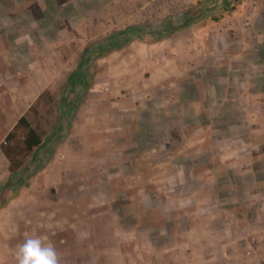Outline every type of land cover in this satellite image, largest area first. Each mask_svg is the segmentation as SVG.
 Wrapping results in <instances>:
<instances>
[{
	"label": "rangeland",
	"instance_id": "rangeland-1",
	"mask_svg": "<svg viewBox=\"0 0 264 264\" xmlns=\"http://www.w3.org/2000/svg\"><path fill=\"white\" fill-rule=\"evenodd\" d=\"M241 168L264 175V0H0V264L32 236L60 264H255Z\"/></svg>",
	"mask_w": 264,
	"mask_h": 264
},
{
	"label": "crops",
	"instance_id": "crops-1",
	"mask_svg": "<svg viewBox=\"0 0 264 264\" xmlns=\"http://www.w3.org/2000/svg\"><path fill=\"white\" fill-rule=\"evenodd\" d=\"M190 9V8H189ZM188 11H184L181 14V18L184 19L187 17ZM181 19V20H182ZM195 24V23H194ZM190 24L189 26H191ZM182 30V29H181ZM137 117V116H136ZM138 119V118H137ZM81 147H72V152L74 154H78L82 152ZM100 150H102V147H100ZM93 153V152H91ZM254 160V159H253ZM122 161V160H121ZM252 161V160H250ZM254 164H261L259 160H254L252 163ZM251 168H245L244 170H239V175H233L234 172L229 171V169H226L225 171L229 173L227 175V178L231 180H235V185H237V188H234L233 190H230V198L229 202L230 205H226L228 207H232V203H236V206H245L246 212L249 213H255L258 212L259 214V220L256 222H251L253 220H249L252 224H255L256 230H259V235L257 234L255 236L256 242L255 244L262 246L259 247V255L254 259L255 264H264V182L260 179H264V175L261 173V169L255 170ZM60 175V174H59ZM62 175V174H61ZM58 174H54V178H58ZM260 181V182H259ZM260 183V184H259ZM243 185L245 187V191H240L239 186ZM254 205V206H253ZM225 213H228V209L225 210ZM242 219V215L240 216ZM248 218V216H247ZM250 219V218H249ZM227 224V223H226ZM250 227V226H249ZM231 228V227H230ZM257 232V231H256ZM241 264H252V261H245L242 260Z\"/></svg>",
	"mask_w": 264,
	"mask_h": 264
},
{
	"label": "trees",
	"instance_id": "trees-1",
	"mask_svg": "<svg viewBox=\"0 0 264 264\" xmlns=\"http://www.w3.org/2000/svg\"><path fill=\"white\" fill-rule=\"evenodd\" d=\"M228 4V1L223 2V6H226ZM204 8L205 5H203L202 2L198 3L196 6L187 10V17L180 20L178 25L165 24L163 26L164 31L168 34H171L174 33L176 30L184 29L190 24L196 23L201 18L202 13H204ZM17 134L20 137L22 148L26 153L32 152L34 149H38L43 143L42 136L32 126V124L28 121L25 116H21L16 122L13 129L7 134L5 138L7 144L10 145V143H12L16 139ZM3 153L9 162L8 170L10 173V178H14L16 176L21 175L19 174V168L22 164L15 160L12 155V150L10 148H5V150H3Z\"/></svg>",
	"mask_w": 264,
	"mask_h": 264
},
{
	"label": "clouds",
	"instance_id": "clouds-1",
	"mask_svg": "<svg viewBox=\"0 0 264 264\" xmlns=\"http://www.w3.org/2000/svg\"><path fill=\"white\" fill-rule=\"evenodd\" d=\"M16 264H60V254L55 247L40 236L28 237L18 246Z\"/></svg>",
	"mask_w": 264,
	"mask_h": 264
}]
</instances>
